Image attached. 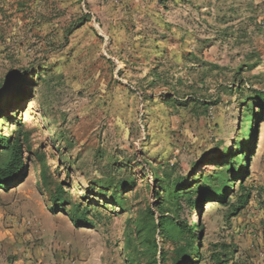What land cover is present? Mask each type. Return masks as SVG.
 Wrapping results in <instances>:
<instances>
[{"label": "rangeland", "instance_id": "1", "mask_svg": "<svg viewBox=\"0 0 264 264\" xmlns=\"http://www.w3.org/2000/svg\"><path fill=\"white\" fill-rule=\"evenodd\" d=\"M254 91H264V0H0V136L31 134L23 173L0 189V231H15L32 264H131L125 232L157 202L154 173L190 190L225 169ZM254 110L253 151L226 198L182 203L180 221L201 227V259L181 264H264V112ZM120 184L124 208L112 197ZM241 184L250 198L234 213ZM57 187L68 211L101 212L102 224L77 228L53 211Z\"/></svg>", "mask_w": 264, "mask_h": 264}, {"label": "trees", "instance_id": "2", "mask_svg": "<svg viewBox=\"0 0 264 264\" xmlns=\"http://www.w3.org/2000/svg\"><path fill=\"white\" fill-rule=\"evenodd\" d=\"M78 27V26H76ZM76 27L69 30L71 34ZM250 99V98H249ZM251 105L243 109L246 121L241 122L236 131L237 139L231 148H228L223 155L233 157L238 154L233 160H229L225 169L214 173L212 176H202V186H196L193 189L188 188L185 178L172 180L169 174L161 175L159 172L154 173V181L157 185V190L154 192L156 199L155 205L150 204L144 209H141L136 218L129 219V225L125 232V247L130 251L129 262L131 264H181L180 259L185 263L194 261L192 257L201 259L200 242L195 245L198 240L196 231H200V225L191 228L186 222L179 219V210L182 208V203L187 207L194 208L199 202L200 198L209 193L217 199V197L226 198L227 192L230 191L231 174L237 172L236 163H240L239 159L245 156V150L252 153L253 149L247 144L248 138L255 131L254 120L257 119L258 113L254 110L256 108L264 112V91H254L251 97ZM184 105V104H181ZM204 105V104H203ZM4 109H0V114ZM244 127H247L246 132H243ZM31 134L29 132H17V134L4 137L0 136V189L8 190L11 182L18 179L23 173L24 153L31 152L30 149ZM30 151V152H29ZM239 153H241L239 155ZM44 168L42 169L44 183L48 185V173L45 169L46 162L42 157H38ZM241 171L238 172L240 174ZM110 185L104 187L108 189ZM242 193L238 198L236 213L240 208L246 204L250 198V191L242 184L240 186ZM112 197L119 204L121 208L126 207L120 192L124 191L123 185H118L114 189L112 187ZM64 190L57 187L51 195V204L53 211L62 209L69 215L70 220L77 228H92L101 225L105 218L101 212H94L90 218L87 207H82L80 204L75 205L71 210H67L68 203L64 197ZM197 195V196H196ZM198 197V198H195ZM236 207V206H234ZM160 238L165 244L172 242L174 245L173 251L165 249L160 244ZM197 254V255H196ZM223 261L217 258V263L222 264Z\"/></svg>", "mask_w": 264, "mask_h": 264}, {"label": "crops", "instance_id": "3", "mask_svg": "<svg viewBox=\"0 0 264 264\" xmlns=\"http://www.w3.org/2000/svg\"><path fill=\"white\" fill-rule=\"evenodd\" d=\"M13 222V220H12ZM15 223V220H14ZM3 233L0 231V264H32V261L29 260L31 252L24 248L17 249L14 247L16 239L14 238V233ZM30 237L25 236L20 239L24 241L26 238ZM19 242V241H18ZM2 249H8L7 252H2ZM4 251V250H3ZM20 253V254H19ZM16 256V257H15ZM19 256V257H18Z\"/></svg>", "mask_w": 264, "mask_h": 264}]
</instances>
